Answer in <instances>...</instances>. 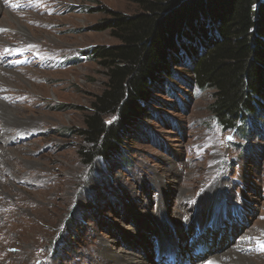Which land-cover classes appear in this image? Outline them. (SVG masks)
Returning <instances> with one entry per match:
<instances>
[{
	"label": "rangeland",
	"instance_id": "374dc122",
	"mask_svg": "<svg viewBox=\"0 0 264 264\" xmlns=\"http://www.w3.org/2000/svg\"><path fill=\"white\" fill-rule=\"evenodd\" d=\"M0 4L1 101L18 116L8 135L24 130L7 147L18 157L14 176L0 178V210L10 206L12 218L2 224L0 217V264H113L114 253L170 264L172 253L159 261V240L182 250L187 264L223 257L240 242L264 264V122L260 137L252 126L245 138L226 131L210 111L214 93L174 78L165 89L174 96L156 91L150 118L140 116L125 137L126 163L96 154L87 164L82 152L94 145L81 132L110 70L86 55L120 45L107 24L140 7L132 0ZM174 70L190 79L186 67ZM119 119L110 114L103 122ZM189 224L186 238H176L185 242L178 250L171 234ZM203 261L197 264H211Z\"/></svg>",
	"mask_w": 264,
	"mask_h": 264
},
{
	"label": "trees",
	"instance_id": "16d2710c",
	"mask_svg": "<svg viewBox=\"0 0 264 264\" xmlns=\"http://www.w3.org/2000/svg\"><path fill=\"white\" fill-rule=\"evenodd\" d=\"M141 12L113 14L107 24L121 44L87 54L109 68V83L94 103L81 135L94 145L82 156L92 163H122V145L140 116L150 118L156 91L172 79L213 92L210 111L224 130L260 137L264 122V0H132ZM186 67L190 79L174 68ZM174 79V80H175ZM187 80V82H186ZM171 81V83H170ZM110 114L119 121L105 125ZM139 128V127H135ZM136 131V130H135ZM138 131H136L137 133Z\"/></svg>",
	"mask_w": 264,
	"mask_h": 264
},
{
	"label": "bare ground",
	"instance_id": "6f19581e",
	"mask_svg": "<svg viewBox=\"0 0 264 264\" xmlns=\"http://www.w3.org/2000/svg\"><path fill=\"white\" fill-rule=\"evenodd\" d=\"M1 8L2 7L0 4V9ZM1 73H2V71L0 70V82L3 80V76ZM2 85L3 84H0V86H2ZM0 88H2V87H0ZM6 107L7 106H5L3 104V102L1 101V94H0V178L4 177V175H9V174L14 176V173H13L14 166H15V164H17V160L15 162L14 159H17L18 157H16V154L13 151L8 150L7 147H8V145H10L9 143H11L13 141L12 139L19 138L20 136H22L24 134V130H22V128L20 129V127H19L18 131H16L12 136L8 135V134H10L9 130H12V128L14 127L8 123H14V121L18 122L17 121L18 116H17V114L10 112ZM19 133H21V134H19ZM15 177L18 178V176H15ZM6 186H7V184H6ZM199 201H200V199H199ZM203 212H205V211H203ZM10 214H11L10 206L3 205L1 207V210H0V217L4 218L5 221H2V224H5L7 220L9 222H12L11 221L12 218H11ZM166 223L170 225L169 222H166ZM162 225H166V224L163 223ZM218 225L219 224H217V221H214V228H216ZM193 226H194V224L193 225L189 224V227L185 232L184 231H182V233L176 232V236L173 235V233L171 234V236H172L171 240L173 241L175 248H177L178 250L182 249V247H183L182 245L185 242L184 241L178 242V239H176V238H180V239L186 238V232H188ZM170 228L171 227H165L164 230H168ZM4 231H6V230L4 229ZM0 235H2V234H0ZM202 235L203 234L201 232L199 237L193 239L192 248H196L197 243H198L199 239H201ZM168 238H170V237H168ZM159 242H160V244H159V254H160L159 261L163 258V256H162L163 254L167 255V254L172 253V255H171L172 262L170 264H184V263L187 264L188 260H186L185 256L183 254H181L182 250H181L180 254H178L177 251L175 253L172 250H170V248L169 249L167 248V246H166L167 243H164L161 240H159ZM249 248H251V245L249 243L240 242L238 244L232 245L231 248L229 247L228 250L223 251V254H222L223 257L218 256V255L217 256L214 255V256H209L207 259H205V261H203V260H198V257L196 256V257L192 258L191 264H197L201 261H203L202 263H211V264H260L259 262L254 263V261L251 260V256L248 253V251H251ZM204 249H205V247H204ZM202 252H204V250ZM114 254L115 255L111 254L113 256V264H150L151 263V262L146 261V257H145V260H142V258H141V261H138L134 258L125 257L124 255H120V254L116 255V253H114ZM203 254H200V255H203Z\"/></svg>",
	"mask_w": 264,
	"mask_h": 264
},
{
	"label": "snow or ice",
	"instance_id": "6c2138e0",
	"mask_svg": "<svg viewBox=\"0 0 264 264\" xmlns=\"http://www.w3.org/2000/svg\"><path fill=\"white\" fill-rule=\"evenodd\" d=\"M0 31H4V29H0ZM4 51H5V53H8V52H10L11 50H9V49H5ZM260 250H261V251H264V242H261V243H260Z\"/></svg>",
	"mask_w": 264,
	"mask_h": 264
}]
</instances>
